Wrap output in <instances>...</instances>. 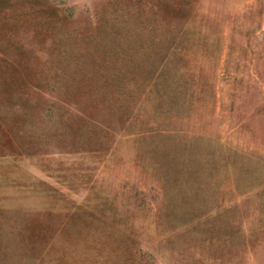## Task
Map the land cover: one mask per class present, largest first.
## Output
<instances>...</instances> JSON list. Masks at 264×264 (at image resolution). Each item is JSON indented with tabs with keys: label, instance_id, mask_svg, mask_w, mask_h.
<instances>
[{
	"label": "rangeland",
	"instance_id": "1",
	"mask_svg": "<svg viewBox=\"0 0 264 264\" xmlns=\"http://www.w3.org/2000/svg\"><path fill=\"white\" fill-rule=\"evenodd\" d=\"M0 264H264V0H0Z\"/></svg>",
	"mask_w": 264,
	"mask_h": 264
}]
</instances>
